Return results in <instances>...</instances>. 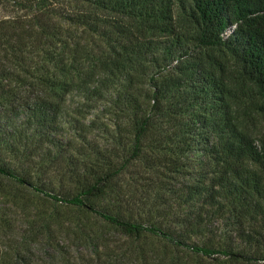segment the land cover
<instances>
[{"label":"trees","instance_id":"trees-1","mask_svg":"<svg viewBox=\"0 0 264 264\" xmlns=\"http://www.w3.org/2000/svg\"><path fill=\"white\" fill-rule=\"evenodd\" d=\"M44 253L264 264V0H0V264Z\"/></svg>","mask_w":264,"mask_h":264},{"label":"rangeland","instance_id":"rangeland-1","mask_svg":"<svg viewBox=\"0 0 264 264\" xmlns=\"http://www.w3.org/2000/svg\"><path fill=\"white\" fill-rule=\"evenodd\" d=\"M229 32L226 33V35ZM112 239L119 241V243H122L123 241V237H118V236H111ZM73 247V249L71 250L70 253H68V257L71 261H77V258H90L91 254L93 253V249L91 247H85L83 245H80L79 247H77L74 243H70ZM69 244V245H70ZM48 256L46 255V253H44L43 255H39L38 257H40V260L42 261L43 264H45L48 261Z\"/></svg>","mask_w":264,"mask_h":264}]
</instances>
